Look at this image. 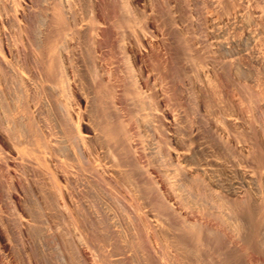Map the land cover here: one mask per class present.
<instances>
[{
    "label": "bare ground",
    "instance_id": "6f19581e",
    "mask_svg": "<svg viewBox=\"0 0 264 264\" xmlns=\"http://www.w3.org/2000/svg\"><path fill=\"white\" fill-rule=\"evenodd\" d=\"M42 254L264 264V0H0V264Z\"/></svg>",
    "mask_w": 264,
    "mask_h": 264
},
{
    "label": "rangeland",
    "instance_id": "374dc122",
    "mask_svg": "<svg viewBox=\"0 0 264 264\" xmlns=\"http://www.w3.org/2000/svg\"><path fill=\"white\" fill-rule=\"evenodd\" d=\"M36 244H37V243H36ZM45 248H46V247L44 246V250H45ZM42 249H43V247H42ZM42 255H43V254H42ZM42 255L40 256L42 259L39 257V258L41 259L40 261H41L42 264H51L52 262H55V263H53V264H60V261L57 259V257H56L55 255H54L53 257H49V256H46V255H43V256H42ZM43 257H44V258H43ZM46 258H48V259H46ZM44 259H46L47 261H48V260H51V262L49 261V262H50V263H49V262H47L46 260L44 261ZM52 259H53V261H52ZM43 261H44V262H43ZM46 262H47V263H46ZM41 263H40V264H41Z\"/></svg>",
    "mask_w": 264,
    "mask_h": 264
}]
</instances>
